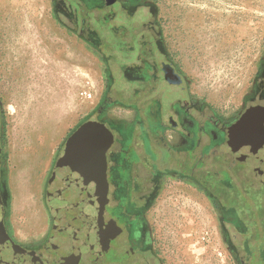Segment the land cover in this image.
I'll list each match as a JSON object with an SVG mask.
<instances>
[{
    "label": "flooded vegetation",
    "instance_id": "flooded-vegetation-1",
    "mask_svg": "<svg viewBox=\"0 0 264 264\" xmlns=\"http://www.w3.org/2000/svg\"><path fill=\"white\" fill-rule=\"evenodd\" d=\"M49 1L56 22L101 60L103 86L57 147L40 215L22 229L12 216L0 101V253L16 248L40 264H163L148 212L166 180L181 179L209 197L233 263L264 264V52L239 107L222 113L192 92L164 44L154 0ZM88 123L99 135L81 145L94 154L109 142L104 166L95 165L92 190L71 194L55 166ZM209 186L221 187L222 198Z\"/></svg>",
    "mask_w": 264,
    "mask_h": 264
},
{
    "label": "rangeland",
    "instance_id": "rangeland-1",
    "mask_svg": "<svg viewBox=\"0 0 264 264\" xmlns=\"http://www.w3.org/2000/svg\"><path fill=\"white\" fill-rule=\"evenodd\" d=\"M154 1L164 44L192 92L218 112H234L264 52V0ZM30 29L52 39L55 50L60 47L65 82L35 90L22 79L11 46ZM101 63L85 42L56 22L49 0H0V101L15 195L12 216L20 229L40 215L43 176L57 147L99 99ZM161 188L148 217L163 264H234L209 197L181 179L166 180ZM209 189L222 198L221 187Z\"/></svg>",
    "mask_w": 264,
    "mask_h": 264
},
{
    "label": "water",
    "instance_id": "water-1",
    "mask_svg": "<svg viewBox=\"0 0 264 264\" xmlns=\"http://www.w3.org/2000/svg\"><path fill=\"white\" fill-rule=\"evenodd\" d=\"M99 130L98 126L92 123L80 126L69 138L64 155L57 160L54 178L60 179L61 185L66 192L74 194L79 190H92L96 186L92 181L96 174H100V169L96 166L98 162H101V165L104 166L103 152L108 147L109 142L100 145L99 152L94 154L86 153L85 149H83L84 143L83 145L81 144L83 139L86 140L90 136L97 138ZM0 264L40 263L16 248H5L0 253Z\"/></svg>",
    "mask_w": 264,
    "mask_h": 264
},
{
    "label": "bare ground",
    "instance_id": "bare-ground-1",
    "mask_svg": "<svg viewBox=\"0 0 264 264\" xmlns=\"http://www.w3.org/2000/svg\"><path fill=\"white\" fill-rule=\"evenodd\" d=\"M57 40L60 41L59 38ZM52 45H54L52 39L45 40L40 38L36 34H32L30 29L24 35L16 37L11 46L16 68L22 79L24 81L28 80V86L35 88V90L39 87L41 88L44 83L54 82L55 84H61L65 82L64 54L63 52L61 53L60 47L55 50ZM38 95L41 96L40 94ZM22 173V170L18 173L20 178L24 176ZM14 180L16 181V179Z\"/></svg>",
    "mask_w": 264,
    "mask_h": 264
}]
</instances>
